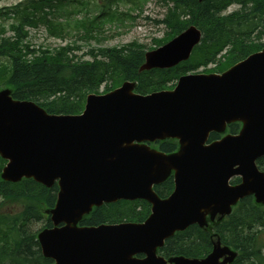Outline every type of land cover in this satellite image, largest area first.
Wrapping results in <instances>:
<instances>
[{
	"label": "water",
	"instance_id": "water-1",
	"mask_svg": "<svg viewBox=\"0 0 264 264\" xmlns=\"http://www.w3.org/2000/svg\"><path fill=\"white\" fill-rule=\"evenodd\" d=\"M200 40V30L188 27L146 52L139 71L188 60ZM133 89L125 82L89 95L77 116L49 115L0 91L1 179L58 184L52 228L37 236L41 254L54 264H231L235 254L219 241L202 260L166 262L156 251L175 232L223 219L247 196L264 205V172L256 166L264 156V49L221 75L182 76L171 91L142 96ZM235 122L238 135L206 144ZM165 139H176L178 151L165 155L147 145ZM172 172L174 190L159 199L152 188ZM234 177L241 183L231 186ZM118 200H144L150 215L141 224L77 226L93 207Z\"/></svg>",
	"mask_w": 264,
	"mask_h": 264
},
{
	"label": "trees",
	"instance_id": "trees-1",
	"mask_svg": "<svg viewBox=\"0 0 264 264\" xmlns=\"http://www.w3.org/2000/svg\"><path fill=\"white\" fill-rule=\"evenodd\" d=\"M119 1L105 0L99 8L100 15L91 18L86 14L89 0H24L0 9V19L11 20L8 30L12 32L7 36L4 26H0V89H10L13 99L33 101L49 114L77 115L82 112L86 97L97 94L101 86L109 92L125 81L135 82V92L140 95L170 90L182 75L209 64L216 66L204 69V73H221L264 48V0H159L165 13L155 22L167 32L156 46L190 25L202 32L201 43L187 62L172 69L139 72L145 50L136 43L90 50L86 54L91 60L74 55L78 40L95 39L94 33L100 32L105 20L118 19L112 8ZM232 5L238 9L225 14ZM80 13L84 15L74 23L79 35L70 44L54 49L30 47L26 28L41 26L48 36L63 39L71 30L68 20ZM239 129L240 124H230L225 133L235 135ZM221 136L211 133L208 142ZM154 147L169 154L178 145L175 140H165L156 142ZM256 163L264 171V157ZM4 164L0 158V172ZM238 182L234 179L232 184ZM173 186L169 177L153 190L165 199ZM56 194V185L47 189L32 179L15 184L0 179V264H53L42 256L37 232L31 230V225L42 222V229L51 227L47 213L54 206ZM149 214L150 205L144 201H119L94 208L79 225L141 223ZM216 240L236 253L232 264H264V207L255 204L251 196L246 197L222 221L207 229L190 226L167 239L157 252L167 260L203 259Z\"/></svg>",
	"mask_w": 264,
	"mask_h": 264
},
{
	"label": "rangeland",
	"instance_id": "rangeland-1",
	"mask_svg": "<svg viewBox=\"0 0 264 264\" xmlns=\"http://www.w3.org/2000/svg\"><path fill=\"white\" fill-rule=\"evenodd\" d=\"M22 1L24 0H0V9L17 5ZM104 1L89 0V5L86 7L87 13H85L90 18L100 15L101 11L99 8H102ZM134 2L133 0H120L114 4L112 10L117 11L118 19L112 21L105 20L100 32L94 33L95 39H89L86 42L78 40V43H75L77 50L74 51V55L78 58L91 60L86 54L90 50L96 51L101 48L122 47L132 43L144 46L145 52L157 48L156 41L162 40L167 31L163 25L155 21H159L164 17L165 6L159 0H134ZM235 10H237V6H230L225 14H229ZM83 15L84 13H80V15L71 17L68 20L71 30L69 35L63 39L48 36L45 29L40 26L38 29H35L36 31H31L26 40L30 44V47L34 49H41L42 47L54 49L70 44V41L78 38L79 35L75 31L74 23H76V20L81 19ZM10 24L11 20L0 19V26H4L6 35H11V32L8 30ZM214 67V64H210L205 68L201 67L195 70V73H200L204 69H213ZM103 88L104 86L99 91L101 92ZM11 210L14 211V209ZM42 226V222L34 223L31 225V230L38 233L42 229ZM210 227L211 224L209 223Z\"/></svg>",
	"mask_w": 264,
	"mask_h": 264
}]
</instances>
